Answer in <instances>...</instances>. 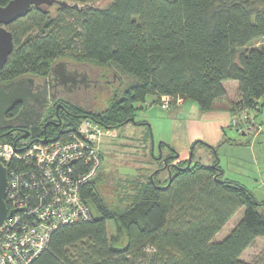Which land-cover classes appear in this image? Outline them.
<instances>
[{
    "label": "trees",
    "instance_id": "1",
    "mask_svg": "<svg viewBox=\"0 0 264 264\" xmlns=\"http://www.w3.org/2000/svg\"><path fill=\"white\" fill-rule=\"evenodd\" d=\"M8 1L0 0V6ZM67 2L71 6L31 7L9 25L14 46L0 79L48 74L66 56L111 62L134 82L102 111L70 105L71 115L62 116L64 124L89 115L122 127L135 120L143 103L149 104V96L159 104L162 96H179L207 111L225 95V80L238 83L233 110L256 109L264 96V0ZM60 129L54 124L47 135ZM149 139V154L162 161L167 176L160 179L156 169L140 199L122 209L106 206L96 179L88 181L81 196L97 215L55 229L29 264H264L241 258L255 238L264 236V216L257 211L260 202L254 194L224 178L218 162L211 166L194 160L193 147L189 164L188 157L163 162L161 154L154 157ZM159 145L174 152L168 143ZM241 207L237 224L216 240ZM108 220L114 226L111 236Z\"/></svg>",
    "mask_w": 264,
    "mask_h": 264
},
{
    "label": "built area",
    "instance_id": "2",
    "mask_svg": "<svg viewBox=\"0 0 264 264\" xmlns=\"http://www.w3.org/2000/svg\"><path fill=\"white\" fill-rule=\"evenodd\" d=\"M181 100L165 95L161 105L168 109ZM56 134L16 141L0 135V162L7 173L4 201L11 212L0 224V264H29L55 229L92 214L81 187L100 166L99 145L110 127L83 116L62 124Z\"/></svg>",
    "mask_w": 264,
    "mask_h": 264
},
{
    "label": "rangeland",
    "instance_id": "3",
    "mask_svg": "<svg viewBox=\"0 0 264 264\" xmlns=\"http://www.w3.org/2000/svg\"><path fill=\"white\" fill-rule=\"evenodd\" d=\"M105 1L107 0H99L100 3ZM261 44H263V40L259 41L257 45ZM58 60L69 61L72 64L81 65L84 68L89 69L99 78L106 79L105 82H100L95 87L91 88L89 93L82 98L83 101L75 103L77 106L87 111L98 112L104 110L114 97H120L124 90L134 82L133 77L120 70L111 62L99 64L84 59H72L66 56L61 57ZM146 101L149 102V104L143 103V108L137 111L135 120L118 128L108 126L110 127V135L103 137L100 142V166L95 172V176L92 177L90 181L93 178L96 179L95 182L98 195L103 203L110 209H122L123 207L131 205L133 202L139 200L142 187L148 178L151 177L152 172L156 169H161V167H163L164 169L160 170L158 177L160 179L166 177L165 165L162 164V161L160 162L157 159L152 158L149 154V138H152L153 142H155L152 146L154 157H160L161 154L163 159L167 158L172 160V162L174 161V163L176 162V159H174L175 152H170L167 147L159 145V142L162 139L167 141L172 139L170 137V132L164 130L167 129L170 120L172 119L169 120L165 118V115L159 111V105L162 107L161 104L156 105L155 103L150 102V98H147ZM182 102L183 100H181L179 104L174 105H180ZM186 103L190 104L194 103V101L186 100ZM194 105L196 104L194 103ZM259 106L261 109L256 113V123L262 124L263 132L261 136L264 138V96L259 100ZM162 109L165 108L162 107ZM241 111L244 112L241 113ZM238 112L236 111L232 118L234 119L231 123L232 127L236 130L242 129L246 134L249 132L254 133L253 131H256L257 129L256 124L252 122L249 116L247 117L245 110L239 109ZM244 115L246 117H243ZM87 117L94 118L89 115ZM94 119L97 120L96 118ZM236 119L241 120L238 125L235 124L237 122ZM97 121L100 124H103L101 121ZM247 125L248 127H246ZM179 127H182L181 123L179 124ZM233 131V133L238 135L235 130ZM22 135L16 134L15 137L20 138ZM56 135L57 134L55 133L54 136ZM175 135L174 138L178 145L177 148H179V150L181 148V150H183L182 153L185 152L182 138L180 136L182 135V130H178ZM24 139L30 140L31 137H25ZM191 152L192 150L185 152L183 155L184 159L187 157L189 159ZM198 152L199 150L197 147L193 158L197 159ZM207 158V155L203 156L202 163L212 166ZM261 166L264 170V162ZM256 190H261V193H264V187H260V189ZM258 198L264 199V195H258ZM259 202L260 204L257 207V211L264 216V201L260 200ZM89 208L91 209L92 214L96 216L97 213L91 204L89 205ZM243 211L244 209L241 207L229 218L222 229L215 235L216 240L223 239L230 230H232L242 217ZM107 230L109 236H111L114 231L112 220L107 221ZM146 251L147 253L150 252L148 248ZM241 258L246 261L264 262V236L255 238L252 244L242 252Z\"/></svg>",
    "mask_w": 264,
    "mask_h": 264
},
{
    "label": "crops",
    "instance_id": "4",
    "mask_svg": "<svg viewBox=\"0 0 264 264\" xmlns=\"http://www.w3.org/2000/svg\"><path fill=\"white\" fill-rule=\"evenodd\" d=\"M222 84L225 95L218 98L213 107L207 111H201L195 102L196 105L194 103L187 104L186 100H183L180 105H172L168 109H162L159 103L152 102L159 105V111L165 115V118L172 119L167 129H164L170 132L172 139L168 141L162 139L160 142L168 143L181 159L184 158L185 152L191 150V147H193L194 156L195 149L198 147L197 159L194 158V160L203 162L202 157L207 155L209 163L218 162L221 168L220 173L224 178L245 185L257 200L264 201V199L258 198V195H264V193H261V190H256L264 187V170L261 166L264 162V138L261 136L263 126L261 123H256V113L261 108L257 104L254 111H247L248 116L257 127L256 131H253L254 133L246 134L242 129L236 130L231 123L234 121L232 119L234 114L236 111L238 112V110L232 109V105L238 100V83L236 80H225ZM148 98H150V102L154 100L151 96ZM180 123L182 127H179ZM178 130H182L180 136L183 148H185L183 153L181 148L180 150L177 148L178 145L174 138ZM233 130L238 135L233 133ZM196 141L198 142L194 145ZM154 143L152 142V146ZM161 169L164 168L161 167ZM165 171L167 176V170L165 169Z\"/></svg>",
    "mask_w": 264,
    "mask_h": 264
},
{
    "label": "flooded vegetation",
    "instance_id": "5",
    "mask_svg": "<svg viewBox=\"0 0 264 264\" xmlns=\"http://www.w3.org/2000/svg\"><path fill=\"white\" fill-rule=\"evenodd\" d=\"M11 23L5 26L6 29L9 30ZM19 77L27 79L26 83L33 93V97L28 96L29 98L24 99V106L30 108L31 115L30 117L21 116L16 122L8 124L7 121L14 118L22 107V104L16 102L13 108L6 112L0 123V135L15 137L16 134L29 133L32 126L41 127L43 134H47L48 129H52L54 124L61 127L64 124L62 116L71 115L69 106L83 101L82 98L89 93L91 88L106 81V79L94 75L89 69L64 60L63 64L54 67L48 74ZM10 80L0 79V84Z\"/></svg>",
    "mask_w": 264,
    "mask_h": 264
},
{
    "label": "water",
    "instance_id": "6",
    "mask_svg": "<svg viewBox=\"0 0 264 264\" xmlns=\"http://www.w3.org/2000/svg\"><path fill=\"white\" fill-rule=\"evenodd\" d=\"M53 4H66L71 6L69 2L62 0H9L6 4L0 6V69L4 66L7 57L13 50L14 46L12 33L6 29L5 26L15 21L17 18L25 16L33 6H51ZM61 64H63V61H57L52 65L51 70ZM26 80L27 79L24 77H19L4 84H0V123L3 121L6 112L10 111L16 102L22 104V107L14 118L7 121L8 124L16 122L21 116L30 117L31 110L29 111L30 108L24 106V99L28 96L33 97V93L31 92L30 86L26 83ZM131 120L133 121V118H131ZM41 134H43L41 127L32 126L29 133H24L22 137L25 138L29 135L31 138H37ZM43 140L46 141L45 138ZM191 155L192 152L188 159V164L191 162ZM175 157H178L177 153H175ZM163 161H165V159H163ZM167 169L169 170L168 167ZM6 186V167L0 162V224L6 216L11 214V212L7 213V207L4 201Z\"/></svg>",
    "mask_w": 264,
    "mask_h": 264
},
{
    "label": "bare ground",
    "instance_id": "7",
    "mask_svg": "<svg viewBox=\"0 0 264 264\" xmlns=\"http://www.w3.org/2000/svg\"><path fill=\"white\" fill-rule=\"evenodd\" d=\"M4 136V135H3ZM4 138H5V136H4ZM12 141V140H11ZM13 141H16V140H13ZM164 162V161H163Z\"/></svg>",
    "mask_w": 264,
    "mask_h": 264
}]
</instances>
